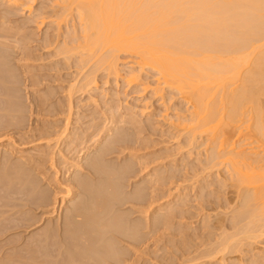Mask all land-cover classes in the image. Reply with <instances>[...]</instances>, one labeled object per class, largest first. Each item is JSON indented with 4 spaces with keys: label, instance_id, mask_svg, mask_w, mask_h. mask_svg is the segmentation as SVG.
Instances as JSON below:
<instances>
[{
    "label": "bare ground",
    "instance_id": "1",
    "mask_svg": "<svg viewBox=\"0 0 264 264\" xmlns=\"http://www.w3.org/2000/svg\"><path fill=\"white\" fill-rule=\"evenodd\" d=\"M25 1L27 0H0L9 13L18 12L20 8L26 6ZM51 1L49 3L52 8L48 3L50 8L47 9H59L55 11V14L51 12V18H56V27L59 24L61 26V22H65L73 12L77 14L80 27L79 30L75 28L72 33L67 35H60L64 31H62V27H58L57 34L52 31L54 34L47 33L45 38L37 39L38 45L35 42L36 52L38 50L43 52V54L40 53V59L50 62L46 69L50 72L47 75L48 79L56 82L52 89L58 90L51 94V98H43V95L37 101L38 105L34 109L37 110L34 113L44 111L48 117L56 119L53 121L58 122V124L48 127L49 131L41 135V141L43 140L45 145L63 147L62 149L74 147L73 150H77L78 157H84L86 153L91 152L92 148L97 149L101 145V141L109 134L108 131H113L112 129L118 127H128L131 132L112 135L109 147L103 149L102 152L98 151L100 152L98 154L96 152L94 158V155L91 158L87 156L91 160L88 161L86 158V164H82V160L69 162L78 172L87 173L85 170L87 168L98 179L94 178L95 180L91 183H87L82 180L83 176L81 178L78 175L80 172L75 173L79 178H75L72 182L71 185L74 186L69 187L65 197H60L62 199L60 206L55 198L54 207L46 210L50 211L46 219H53L59 216L58 208H60V221L56 225L50 223L46 228L40 230L41 234L26 242L22 252L18 251L19 255L18 252L15 254V257L16 255L17 258L19 257L18 259L2 257L0 264L125 263V261H121L123 256L119 248L121 247L119 246V237L136 241L137 233L118 214L115 206L122 198V194L119 192V180L122 176L130 174V169L125 168L128 171L123 170L124 172L119 173L120 171L115 167L108 166L107 157L121 149L126 151L125 155H135L134 151L138 150V147L140 149H145L143 146L148 148L149 141L142 134L154 130L156 123L152 122V116L147 119L148 124L139 120L138 118L144 115V111L139 113L137 106L126 104L125 107H122L118 103L115 105L116 102H119V92L111 96L107 91H103L100 96L95 95V91L101 88L99 86L100 78L97 77V73L100 71L105 74L107 80L111 76L119 78V80H126L128 87L140 89L138 93L152 94L151 97L169 105L166 107V111H174L168 119L173 128L170 135L177 143V152L182 154L193 153L197 150L205 152L206 159L201 162V172L196 171L193 176L174 174L161 176L159 181L163 185L178 183L166 195L158 196L149 205L145 204L142 194L136 195L134 202L141 206L136 209L146 212V214L137 213V216L148 218L149 212L158 208V212L166 210L167 206L163 209L161 207L170 201L169 197L173 193H177L180 198L185 190L190 188L189 185L198 182L202 176L209 178L216 175L219 177L221 171L225 170L227 176L222 181L226 186L229 185L234 189L236 197V201H233L234 204L231 203L233 210H231L232 220L230 221L233 229L230 226L229 228L231 231H236L226 236L228 228L224 222H220L218 225H213V223V226H208L209 223L206 226L209 227L207 229H210L211 232L216 230L215 234L218 235V238H214L216 241L212 239L210 244H202L197 249L192 248L195 252L197 251L200 258L193 257L194 259L190 261L197 262L201 259L197 264H221L228 254H245V246L250 249L248 250L246 247L247 252L252 254L257 240L259 238L264 240V0ZM31 6V9L26 10L28 13L32 10ZM47 11L49 12V10ZM48 14L50 15V12ZM11 17V14H0V28H4L3 20L10 21ZM29 18L30 21L35 19ZM48 18H40L43 20V23L41 21L40 24L45 25ZM36 20L39 21L38 18ZM44 21L46 22L44 23ZM17 25L16 22V27H18ZM22 26L24 27V24ZM51 26L53 27V25ZM18 29L23 31L20 27ZM10 30L7 33H10ZM24 31H26L25 28ZM3 38V35H0V114L7 113L4 116L6 118L10 114L19 117L20 113H23V110L21 111L19 108L23 104L19 102L20 96L16 92L19 81V77L16 76L19 71L18 74L15 72L16 76L14 73V75L10 73V68L12 70L14 63L11 66L9 59L17 57L22 65H26L33 59L34 54L25 51H30L25 48L30 45L27 44L24 48H20L22 50H17V55L15 53L13 56V51L10 53L4 48L7 45L5 44L7 39L4 38V42ZM21 40L22 42L26 41V38L21 37ZM23 44L25 43L23 42ZM23 44H20L19 47ZM35 49L33 50L35 51ZM17 68L13 67V69ZM63 71L65 72L63 73ZM28 72L27 74H29ZM149 75H152V80H150L151 77L147 78ZM27 81L30 85H37L31 79ZM48 81L45 80V82ZM60 81H64L66 84H62ZM57 95L61 98L59 102L57 104L51 102V99ZM79 97L83 98L80 105L75 103ZM87 97L90 100L100 97L96 102L99 105V100H104L102 101L104 103L102 114L109 113L105 116L106 125L109 126L107 130L100 131L101 126L95 123V118L92 120L91 127H94V133L100 132L98 138L91 144H89V140L94 135L87 137L85 131L71 130L73 124L85 121L90 117L86 114L87 105L82 104ZM180 104L184 105L185 110L178 107ZM152 107V105H145L144 110L149 111L146 115H152ZM4 117L2 119H5ZM166 117L168 116L166 115ZM74 121L75 123H73ZM84 125L82 123V126ZM9 127L11 126L9 125ZM137 135L140 136V140L134 138ZM85 139L87 140L85 141ZM11 145L12 143L9 141L0 142V163L3 164V168L10 170L11 167L6 164L3 147ZM62 149L59 150L60 155H63ZM18 157L24 159V156L19 155ZM156 159L154 163L162 161L160 160L162 158ZM25 161L24 163H26ZM52 161L53 168L64 164V162L58 164L54 159ZM168 161L171 160L168 159ZM152 163L150 162L148 165ZM147 167L142 172L147 173ZM160 171H162V167ZM71 172L74 173V170L69 168L65 172L66 177H69L68 173ZM56 174L58 175L59 171ZM24 180L28 182L29 178L28 180L24 178ZM25 181L24 184L27 183ZM29 182L28 185L31 183ZM56 182H59L58 177H56ZM32 186L34 187L33 183L29 187L32 188ZM78 191H81L82 194H80L83 196L80 197ZM199 193L202 194L200 191ZM78 196L83 200L79 199V202L81 201L79 205H77L78 203L74 204L70 213L63 219V208L68 207L66 200ZM186 203L190 202L186 201ZM182 204L184 206L182 207L180 204L178 208L180 206L184 208L185 204ZM226 204L228 207L229 204ZM45 205L49 206L50 203L48 204L46 201ZM145 205L147 209L142 208ZM202 206L200 204V207ZM227 216L228 214L224 217L228 218ZM174 219V214H168L167 217L155 220L152 227L159 232L168 228V223ZM82 221L83 225L74 224ZM45 223L46 221L40 227H43ZM186 230L184 229L185 232ZM252 247L254 248L251 249ZM201 248L202 252H200ZM1 250L3 251V249ZM254 255H257V252ZM190 261H183L181 264H189Z\"/></svg>",
    "mask_w": 264,
    "mask_h": 264
},
{
    "label": "rangeland",
    "instance_id": "2",
    "mask_svg": "<svg viewBox=\"0 0 264 264\" xmlns=\"http://www.w3.org/2000/svg\"><path fill=\"white\" fill-rule=\"evenodd\" d=\"M34 1L35 0L25 1L24 4H26V6L20 8L19 9L20 12L18 11L15 13H9L7 11V8L0 2V14H11L12 15L10 21L3 20V22L5 23L4 28H0V33H1L0 35H3V37L7 39L5 40L3 38L2 40L3 41L5 40L6 42L8 41L7 43L4 41L5 44H7L4 47L6 51L7 52L10 51V53L13 51L12 55L13 54L15 55V53L17 55V50L18 51L22 50L20 48H24V46H26L27 44H30V45H27L30 48L25 47L27 49H30V51L29 50H25V51H28L27 53H30V54H34V55L36 54L35 57L33 55V59L30 62H27L29 64L26 63V65H22L20 61L18 60L19 58L17 57L16 59L15 57H11L9 59L12 61V63L10 61L11 66L14 63L13 64L14 66H12V70L13 71L16 70L14 72H11L12 70L10 68V73L12 74L14 73L15 75L14 74L13 75L16 76L18 74L17 72L19 71V74H18L19 76L18 75L16 76L17 78L18 77L20 78V79L18 78L19 81L17 83L18 87L16 86L17 87L16 92L20 96L19 102L23 104V106L20 104L21 107H19L21 111L23 110L22 111L23 113H20L21 115L19 114L21 116V117L19 116L20 118L18 116H12L11 114L9 117L7 115L8 118H6L4 116L7 113L0 114V120H1L0 142L9 141L12 143L11 146L3 147V153L5 152L4 155H5L6 164H8L7 165L8 167L9 166L11 167V170L8 168H3L4 167L2 166L3 164L0 163L1 164L0 165V249H3V251L1 250L2 252L0 251V258L2 257L5 258L7 256L9 259H13V260L19 258V257L17 258V255L15 257V254H17L18 251L20 253L22 252V250L24 249V244L26 242L32 240V238L41 234L40 230L46 228L47 225H49L50 223L51 225L53 224L56 225V223L60 221L59 220L61 219L60 217L61 212L59 211L60 208H58L59 216L53 219H46L48 212H50L46 210H50L51 208L54 207L55 198L59 202V206H60L62 202V199L60 197L61 196L65 197V194L67 190L69 189V187L74 186L71 184L75 180V178L78 177V175L80 177L83 176L82 180H84V182L86 181L87 183L88 182L91 183V181L95 180L94 178L98 179V177H96L94 173L91 172L87 168L85 169L87 173H84L82 171H79L80 172L79 173L77 169L74 168V165L69 162L71 160H75L76 162H78V160L80 161L82 160V164H86L87 160L88 161L91 160V159H88L89 157L91 158L96 152L98 154L102 152L103 149H107L109 147L112 141V135L115 136L116 134H119V133L131 132V130L128 127L127 128L118 127V128L112 129L113 131H108L109 134H107L104 137V139L101 141V145L97 149L92 148L91 149L92 153L91 152L86 153L84 157H78L79 154L76 153L77 150H73L74 147L62 149L63 147L58 148L56 146L45 145L44 141L43 140L41 141V135L49 131L48 127L54 126L58 124V122L53 121L56 119H54L53 117H48L44 111L40 113L38 112L34 113V111H37L34 109L38 105L37 101H39L43 95L45 96V97L43 96V98H51V94L58 92V90L52 89L55 86L56 82L54 83V81H51L50 79H48L49 77H47V75L50 74V72L46 68L49 66L50 62L42 58L40 59V55L43 54V52H41L40 50H38L39 53L36 52L35 48L38 45L36 40L40 38H45V34L47 35V33L49 35L54 34L52 31H54L57 34L56 30L58 27L60 28L62 27V31H64L62 34L60 33V35H67L69 33H72L75 28L79 30L80 22L77 18L76 12H73V14L68 16V19H66V21L64 20L65 22L60 21L61 26L59 22L58 23L59 26L57 24L58 27H56L55 23H57V21H56V18H53V19L51 18L52 16L51 12L52 14H55V11L58 8L56 10L55 8L54 10L47 9V8H50L51 6V3H49V1L51 0H36L35 2ZM48 3L50 4V6L48 5ZM30 6L32 7V10H31L32 12L29 11L28 13V11L26 10H29ZM44 6L46 7V9ZM47 10H49L50 15L48 14L49 12ZM39 11L41 14L38 13ZM43 12L48 16H46L45 14H42ZM27 17L29 19L35 18L34 19L35 21L34 20L30 21L28 20ZM42 17L45 19L46 17L47 18L50 17L47 20L48 22L44 21V23L46 22L45 25L40 24L41 21L43 23V20H41ZM36 18H38L39 21L36 20ZM67 20H69L68 23H67ZM16 22L18 23L17 25L18 27H16ZM23 24H24V27L22 26ZM51 25H53V27ZM63 26H64V30H63ZM19 27L23 31L25 28L26 30L24 31L25 33L23 31H20L18 29ZM51 27L53 29L54 28L56 29L51 30L52 29ZM8 28L10 29L12 28L11 30L9 29L10 33H7L9 32ZM18 30L19 32H17ZM18 33L20 34L18 35ZM21 37L26 38V41H23L25 44H23ZM8 38L11 41H9ZM18 40L20 41V43ZM15 41H17L18 43ZM35 42L37 43V45ZM16 44H18V46H15ZM20 44H23L21 45L22 47L21 46L19 47ZM31 48L35 49V51ZM13 67L15 68L18 67L17 68L18 70L13 69ZM31 70L32 72H30ZM27 72L31 74L29 75L27 74ZM64 72L65 71H63V73ZM123 76H126V75H123ZM151 76L149 75L147 76V78L148 77L150 78ZM97 77L100 78L99 86L101 88L100 90L95 91L94 93L95 95L100 96L103 91H107L110 94L109 96H111L112 94L116 92H119V102H116L115 105H117L118 103L122 107H125L126 104H128L129 106H133V105L137 106L138 107L137 111L139 113L142 110L144 111L143 112L144 115L142 114L143 116L139 117L138 118L139 120H143L144 123L148 124L147 119L152 116L153 117L152 122L156 123L154 130H152L151 132L142 134V136H146V138L149 141L150 146L148 148L143 146V148L145 149H140V147H138L139 149L134 151L135 155H132V154L125 155L126 151H124V149H121V150H118L117 152L112 153L111 155L107 157L108 166L110 165V167L111 166L113 168L115 167V169H118L120 171L119 173H122L126 171L127 169H130L129 170L130 174L128 173L127 175L122 176L121 180H119V192L120 194H122V198L120 196L121 201L117 203V205L115 206V210L118 211V214L121 215L125 219L129 227H132L134 231H136L137 238L135 239L136 241H132L129 239H124V238L119 237V243H120L119 246H121L119 248L122 251L121 254L123 256L121 258V261H125V263L123 262V264H149V263L151 264H181L183 263V261H190L191 259H194L196 257L200 258V256H198L199 254L197 255V251L195 252V250L193 249H197L201 247L202 244H210L212 242V239L215 240L216 238H218L217 237L218 235L216 236L215 234L216 230L212 229L213 231L211 232L209 231L210 229H207L209 227H206V226L209 223L210 224L208 226L210 225L213 226V225H218V223L220 222H224V225L225 226L227 225L226 227L228 228V230L225 229L228 232L226 236L236 231V230L231 231V229H233L232 228L233 225L231 227L232 222L230 221L232 220L231 219L232 216H230L232 213L231 210H233L232 204H234L233 203L234 200L236 201V197L234 194V189L231 188L229 185L226 186L224 182L222 181L223 178L227 176L226 171L225 170L221 171L219 177L216 175H214L213 177H209V178L202 176L198 182L196 183L194 182L192 183V185L190 184L189 185L190 188L186 189L183 196L180 198L177 195V193H173L171 197H169L171 198L169 199L170 201L166 202L165 206L161 207L163 209L164 207L167 206L165 208L166 210H162L161 212H158L157 211L159 209L158 208L157 210L151 213L149 212L148 218L137 216V213L146 214V212L136 209V208L141 207L140 205H137V203L134 202V197L136 195L142 194L144 196L146 205H149L152 202V200L155 198H158V196L166 195L167 192L170 189L175 188V186H177L178 183L174 182L173 185L171 184L168 186L163 185L159 181L161 176H166L167 174H174V175H181V176H193L195 175L196 171L201 172V169H202L201 162L205 161L206 159L205 152L197 150V151H194L193 153H189V154L183 153L182 154L176 151L177 143L174 141V139L171 138L170 132L173 131V128L168 120L172 116L174 111L173 110L166 111V107L169 106L168 104L162 103V101H160L159 99L153 98V96L151 97L152 94H149V93L144 94L143 92L142 94L138 93L140 89H136L135 87H128L126 80L124 81L122 79L119 80V78L116 79L114 76H111L109 80H107L105 79V74L102 73V71L97 73ZM28 79L29 80L31 79L37 85H30L29 81H27ZM152 79L153 78L151 77L150 80ZM45 80L46 81L50 80V81L45 82ZM107 81H109L108 84H106ZM42 83H43V86H42ZM61 83L66 84L64 83V81H62ZM31 87H34V88H31ZM49 90H51L50 93H48ZM58 96L59 95H57L55 98H52L51 102H55L57 104L59 100L61 99ZM99 98L96 97L95 100L94 99L90 100L89 97L86 98V100L82 104L87 105L86 114L90 116L89 119L85 121H81L80 123H77L75 125L73 124L71 127V130L79 129V132L85 131V135L87 137H91L92 135H94L89 140V144H91L93 140L98 138L97 136L99 135V132L101 130H107V128L109 127L106 125L107 123L105 122V116H107V114L109 113L102 114L101 110L104 107V103L102 101L104 100L100 99L99 105H97L96 100H98ZM62 100H64V98H62ZM82 100L83 98L79 97L75 100V103L80 105L79 103H81ZM146 104L148 106L149 105L153 106L151 110L152 115H146V113L149 112V111L144 110V107ZM178 107L183 108V110H185V107L183 104H180ZM41 108L45 109L44 107H41ZM166 115L168 117H166ZM2 117H4L5 119H2ZM17 117L18 119H16ZM94 118H95V123L101 126L100 131L96 133H94V130H95L94 127H91L92 120ZM73 123H75V121ZM82 123H84L85 125L82 126ZM150 124H151V121H150ZM6 125L8 126L5 127ZM9 125L11 127H9ZM134 138H136V140H140L139 139L140 136L138 135ZM86 140L87 139H85V141ZM60 149H62L63 155L59 154ZM8 150H11V151H8ZM19 155L24 156V159L19 158L18 157ZM87 156L89 157L87 158ZM94 157L95 155L93 156V158ZM62 158H64L66 161ZM156 158H162L160 159L162 161L154 163V161L157 160ZM52 159H54L58 164H60L61 162H64V164L63 165L61 164L60 166L58 165V167L53 168ZM168 159H170L171 161H168ZM24 161L26 163H24ZM150 162H153V163L148 165ZM166 164H167L168 169L166 167ZM145 167H147V170H148L147 173L142 172ZM161 167H162V171H160ZM69 168H72V171L74 170V173L72 172L68 173L69 177H66L65 172ZM125 168L127 169L125 170ZM57 171H59L58 175L56 174ZM60 173H62L61 176H60ZM75 173L78 174L77 177ZM56 177L59 178L58 183L56 182ZM24 178H27V180L29 178L28 182L29 181L31 182V183L29 182L30 185L33 183L34 187L33 186L32 188L29 187L30 185H28V182L25 181ZM24 181L27 182L25 184L28 186L24 184ZM199 191L202 192V194L199 193ZM78 192H79L78 193L79 195L81 191H78ZM81 194H80V197L83 196ZM79 199L80 198L78 196V197H74L73 199L66 200L67 206L70 208L68 207L63 208V211H64L63 219H65L67 215L70 213V209L73 207L74 204L78 203L77 205H79V203L81 202V201L79 202ZM224 199L227 201H225ZM45 200L48 201V204L50 203L49 206L45 205V202H46ZM80 200H83V199H80ZM185 200L187 202L189 201L190 203H186ZM181 202L185 204L184 208H182L184 205ZM123 203L125 204L123 205ZM226 203L229 204L228 207L231 206L229 207V209ZM180 204L182 205V207L180 206L178 208V205ZM200 204L201 206L202 205L203 206L200 207ZM146 205L143 206L142 208L147 209ZM59 206L57 204V207ZM226 209H228L229 212ZM223 211L225 212L227 211L226 213L228 214L227 216L228 218L224 217L227 214ZM168 214H171V215L174 214L175 219L168 223L169 225L168 228H164L160 230L159 232H157L155 228L152 227L154 224V221L159 220L160 217L161 218L167 217ZM211 220H212V223H211ZM45 221H46L45 225L43 227L42 226L40 227V225L43 224V222ZM83 223L84 222L82 221L80 223L75 222L74 224H77L80 226V225H83ZM229 226L231 227V229L229 228ZM172 229L174 232L172 231ZM184 229L185 230L187 229L186 232L184 231ZM180 232L182 233L180 234ZM183 232H185L186 234L185 233L183 234ZM185 235L186 236L188 235V236L184 237ZM199 241L201 244L199 243ZM255 244H256L254 245L255 249L253 250L252 254H249L247 252V248L248 250L250 249L248 246H245L244 247V250H246L245 254L243 253L228 254L226 255L227 257L225 256V260L222 261L221 264H234V263L235 264H241V263L242 264H254L252 262H256V261L258 262L256 264H259V263L264 264V260H263L264 259L263 257L264 256V240L259 238V240H257ZM71 248L73 249L72 246ZM253 248L254 247H252L251 249ZM19 252H18V255H19ZM200 252H202V248ZM256 252L258 256L254 255L256 254ZM190 262L189 264H197L195 260H193L191 263Z\"/></svg>",
    "mask_w": 264,
    "mask_h": 264
}]
</instances>
